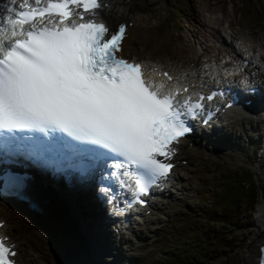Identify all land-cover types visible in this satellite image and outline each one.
<instances>
[{
    "label": "snow or ice",
    "instance_id": "snow-or-ice-1",
    "mask_svg": "<svg viewBox=\"0 0 264 264\" xmlns=\"http://www.w3.org/2000/svg\"><path fill=\"white\" fill-rule=\"evenodd\" d=\"M105 7V0H24L15 18H0V136L8 134L0 147L11 150L17 132L48 137L60 130L104 150L94 158L119 157L110 175L144 204L141 197L172 171L174 145L193 130L185 117L195 118L205 105L178 99L179 88L149 80L142 63L124 58L126 26L110 32L86 18ZM27 139L36 159L50 151L45 140ZM9 255L15 252L0 237V264H14Z\"/></svg>",
    "mask_w": 264,
    "mask_h": 264
},
{
    "label": "rangeland",
    "instance_id": "rangeland-1",
    "mask_svg": "<svg viewBox=\"0 0 264 264\" xmlns=\"http://www.w3.org/2000/svg\"><path fill=\"white\" fill-rule=\"evenodd\" d=\"M116 1L123 5L128 0ZM152 1L155 5L150 16L144 17V14H140V20L135 21L134 29L139 36L136 34L131 38V54L137 55L141 52L191 68L193 64L190 63L203 62L206 54L213 55L222 49L232 50V43H227L237 36L240 39H234L233 42L236 48L244 43L246 47L256 51V54L264 57V0ZM111 10L112 16L108 19L111 23H116L114 7ZM194 11L208 24L207 26L200 24L201 18L192 19ZM224 40H227V43ZM258 117L252 118L248 125L247 120L238 123L230 119L224 127L226 130L220 129L217 132L218 138L212 136L211 141L204 140L203 146L206 147L207 154L204 162L200 152L187 155L190 161L184 157L187 164L182 166L183 170H179L183 179L181 187L163 206L158 217L116 235L119 253L123 255L122 260L125 263L133 260L131 264H228L232 253H235L239 246H246L245 243L254 238L253 234L258 233L257 226L262 225L264 220V122ZM259 142H262V148L259 147ZM212 147L221 151L216 158L210 155ZM234 172L238 174L233 176ZM219 173H222V176ZM240 173L242 177H239ZM229 185L232 192L238 196L242 192L245 197L249 195L245 186H254L255 202L246 203L243 200L242 204H246L242 208L227 214L228 224L225 225L221 223L225 205L216 204L221 196L216 199L215 193L226 194V190L230 189ZM199 210L203 214H209L214 221L207 225L206 233L201 234L203 225L198 224V221L202 220L201 215H193ZM224 213H227L225 208ZM93 219L94 216L88 218L95 226ZM178 223H184L185 226L177 227ZM97 225L96 228L99 229ZM8 227L7 225L5 228L6 232ZM96 231L92 232L91 242L97 240ZM12 232L14 235L10 236L11 240L14 239L20 248L18 264H39L37 259L32 258L33 251L22 244L17 226H13ZM178 234L181 237H178ZM199 234L203 240L199 236L190 237ZM130 235L139 239L132 240ZM170 235L173 236L172 239L169 238ZM213 235L218 239L212 237ZM81 239L84 241V238ZM92 247L87 249L89 256L86 262H95V247ZM195 254L202 255H198L196 261H193L192 256Z\"/></svg>",
    "mask_w": 264,
    "mask_h": 264
},
{
    "label": "bare ground",
    "instance_id": "bare-ground-1",
    "mask_svg": "<svg viewBox=\"0 0 264 264\" xmlns=\"http://www.w3.org/2000/svg\"><path fill=\"white\" fill-rule=\"evenodd\" d=\"M105 1L108 3V7L101 12V18L109 25H113L114 23L111 24L109 21L110 19L108 18L109 16H112L111 9L114 7V20H117L116 23H126V35L122 41L121 52L123 55L127 54L128 56L129 50H131V47H133L131 38L137 34L136 29H134L135 21L140 20V14H144V17L150 16V13L154 9V1L128 0L123 5H119L118 1L116 0ZM147 11L148 13L146 14ZM192 15L193 20H200L201 18V16H199L196 11H194ZM200 24L203 26L208 25L206 22L202 21V18ZM214 30L217 34H220L218 30ZM139 55L140 60L135 59L136 61L145 60V62L149 65L168 69L174 75L175 79L178 77H184L186 79L185 82L194 83L195 86L193 91L204 90L208 85L207 75H209V73L205 74L204 76L203 69H199V71L192 69L190 70L189 68H186L183 65L180 66L176 63L161 62L149 57H144L143 53L141 52ZM136 56L138 57V55ZM180 67V72L175 71V69ZM258 114L259 113H251L248 110H230L229 115H225V118L223 119L224 123L222 121L220 123L221 125L217 127L218 129H225L223 125L231 118H233V120L238 123H242L247 120L248 125V122H251L252 118H259ZM202 136H205L207 140H212V137L209 136V134H204ZM206 138L204 140H206ZM23 140L24 139H21L20 142ZM202 140V137L195 136V139L192 142H187L186 140L181 141L182 144L179 147L180 155L187 158V155L192 152H200L203 154L202 161L204 162V157L207 154L205 151L206 147L203 146ZM214 152L218 155L221 154L219 150H215ZM187 159L190 161L189 158ZM181 177L182 176L177 173V185L182 182L183 179ZM49 189L50 190L48 192L52 199L45 198V195L48 194L46 192L40 193L42 191H39V193H33V203L35 204L38 211L29 209L26 204L17 200H0V219L3 220L1 217L5 215V228L7 225L9 226L7 228V232L5 230L4 234L7 236H13V226H17L19 230L18 236L22 240V244L27 245L28 248L33 251L34 254L32 255V258L37 259L39 264H103L97 261V255H95V258H93V261L95 262L90 260L86 262L89 256V254H87V249H91L93 246L96 250L98 245L96 242L97 240H93L92 242L90 241L93 236V230L96 231L97 229L96 223L94 226L93 222L88 220L89 217L92 218L95 214L91 209L90 196L81 195L75 190L68 191L60 183L55 185L53 189ZM164 198L167 200L166 197ZM162 208L161 206L153 207L154 211L158 209L162 210ZM90 214H92V216ZM262 223V225L257 226L258 233L253 234L254 238L252 237L248 243H245L247 244L246 246H239L235 253H232L228 264H256L257 258L259 256L258 251L262 246L260 236L264 230V220ZM81 238H84V241H82ZM10 242L15 243L16 241L13 239V241L10 240ZM86 242L87 246H85ZM18 257H20V255Z\"/></svg>",
    "mask_w": 264,
    "mask_h": 264
},
{
    "label": "trees",
    "instance_id": "trees-1",
    "mask_svg": "<svg viewBox=\"0 0 264 264\" xmlns=\"http://www.w3.org/2000/svg\"><path fill=\"white\" fill-rule=\"evenodd\" d=\"M238 173H235L234 172V174H232L233 176H235V175H237ZM220 176H222V173H220ZM242 177V174L240 173L239 174V177ZM233 186V185H232ZM229 187H230V185H229ZM229 187H227V189L229 188ZM231 187H230V189H228V190H226V194L225 193H218V194H216L215 193V198L216 199H219V197L221 196V199L219 200V202L217 201L216 202V204H218L219 206H221V205H225V207H223V213L221 214V216H222V218H221V223H223V224H225V225H227L228 223V216H227V214L228 213H231L233 210H237V209H239V208H242L246 203H248V201H250V202H255V195H254V191H255V187L254 186H251L250 187V185H246L245 186V191H247V192H249V195H248V197H245L244 196V194L241 192L240 193V195L238 196L235 192H232L231 191ZM231 198H233V200L231 201L230 199ZM243 200L244 201H246V203H244V204H242L243 203ZM210 202H211V200H210ZM224 208L226 209V214L224 213ZM228 208V209H227ZM195 215V214H194ZM197 215H201V221H198V224L199 225H203V228H201V232H200V234L201 233H206V230H207V225L210 223H213L214 221H212V219H211V216L209 215V214H203V213H201L200 211L198 212V213H196V216ZM223 219V220H222ZM194 223H195V221H194ZM193 223V224H194ZM203 223V224H202ZM185 225H184V223H181V224H179L178 223V225H177V227H184ZM219 226H217V228H218ZM219 229V228H218ZM192 235V236H190L191 238H196V237H200V238H202V240H203V237H201V235ZM180 235L178 234V237H179ZM215 235H213L212 237H214ZM181 237V236H180ZM169 238L170 239H172L173 238V236L172 235H170L169 236ZM215 239H218V237H216L215 236ZM211 240H213V238L211 239ZM207 243H208V241H207ZM174 246V245H173ZM184 248V247H183ZM171 249V248H170ZM169 251V250H168ZM198 255H202V254H198ZM198 255H193L192 256V259H193V261H196V259L199 257Z\"/></svg>",
    "mask_w": 264,
    "mask_h": 264
},
{
    "label": "water",
    "instance_id": "water-1",
    "mask_svg": "<svg viewBox=\"0 0 264 264\" xmlns=\"http://www.w3.org/2000/svg\"><path fill=\"white\" fill-rule=\"evenodd\" d=\"M261 244L264 246V230L262 231V234L260 236Z\"/></svg>",
    "mask_w": 264,
    "mask_h": 264
}]
</instances>
